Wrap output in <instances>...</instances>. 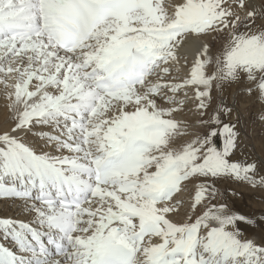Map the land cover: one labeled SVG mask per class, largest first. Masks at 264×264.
<instances>
[{
    "label": "snow or ice",
    "instance_id": "1",
    "mask_svg": "<svg viewBox=\"0 0 264 264\" xmlns=\"http://www.w3.org/2000/svg\"><path fill=\"white\" fill-rule=\"evenodd\" d=\"M234 87L264 115V0H0V264H264Z\"/></svg>",
    "mask_w": 264,
    "mask_h": 264
},
{
    "label": "rangeland",
    "instance_id": "2",
    "mask_svg": "<svg viewBox=\"0 0 264 264\" xmlns=\"http://www.w3.org/2000/svg\"><path fill=\"white\" fill-rule=\"evenodd\" d=\"M231 93L238 94L235 103L239 109L238 115L241 118V125H244L247 137H250L249 147L255 144V150L252 152L253 157H258L262 146H264V115H261L260 105L254 99L243 95L242 90L239 92L235 87L225 96V100L229 105H231V100L229 99ZM240 111L243 113H240ZM233 119H235V115ZM245 121H247L246 125ZM218 143L222 144V138ZM219 187L221 192L229 198V202L233 205L234 209L238 210L241 214L254 215L257 221H260L264 217V189H253L247 185L230 183L221 184ZM233 191L237 192L236 197L231 196ZM253 227L261 228V225L257 223Z\"/></svg>",
    "mask_w": 264,
    "mask_h": 264
},
{
    "label": "bare ground",
    "instance_id": "3",
    "mask_svg": "<svg viewBox=\"0 0 264 264\" xmlns=\"http://www.w3.org/2000/svg\"><path fill=\"white\" fill-rule=\"evenodd\" d=\"M234 92V91H233ZM232 92V93H233ZM240 92V91H239ZM230 95V100H231V103H235L236 102V97H237V93L235 94H232ZM248 105V103H247ZM259 108V107H258ZM240 113H243L242 111H240ZM245 113V112H244ZM245 115V114H244ZM226 185V184H225ZM17 205L12 203L10 200H0V214H6V215H14L15 214V209H16ZM255 226V225H253ZM253 226H249L246 230L247 231H251L252 230V227ZM253 229H255V232H253V235L259 237L260 235V229L261 228H258V227H253ZM0 242H4V243H7V241H4L2 239V237H0Z\"/></svg>",
    "mask_w": 264,
    "mask_h": 264
}]
</instances>
